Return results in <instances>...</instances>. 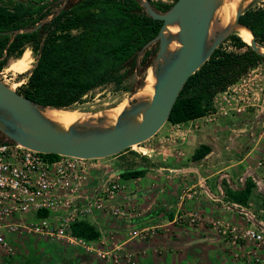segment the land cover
Here are the masks:
<instances>
[{
  "label": "crops",
  "instance_id": "0c3cea01",
  "mask_svg": "<svg viewBox=\"0 0 264 264\" xmlns=\"http://www.w3.org/2000/svg\"><path fill=\"white\" fill-rule=\"evenodd\" d=\"M260 99V93L255 92L253 104ZM262 108L251 107L241 115L226 117L217 112L181 123L175 147L182 153L173 146L171 150L163 146V136L177 126L165 123L148 140L158 151L154 153V165L147 167L143 176L122 178L126 189L112 200L128 209L129 216L116 218L99 211L87 220L98 228L100 238H108L109 245L121 244L132 251L135 264H254L243 256L246 247L231 245L218 227L225 223L241 228L264 227V166L257 164L264 156ZM202 144L210 151L192 160ZM104 159L108 158L100 160ZM115 172L93 170V185H100ZM242 210L259 225L248 220ZM186 211H197L201 220L195 224L176 223L175 218ZM145 225L160 229L147 240L130 238L132 228ZM66 253L62 255L66 261L73 258L68 264H115L73 247L70 256Z\"/></svg>",
  "mask_w": 264,
  "mask_h": 264
},
{
  "label": "trees",
  "instance_id": "16d2710c",
  "mask_svg": "<svg viewBox=\"0 0 264 264\" xmlns=\"http://www.w3.org/2000/svg\"><path fill=\"white\" fill-rule=\"evenodd\" d=\"M57 1L40 4L0 0V31L34 28L59 6ZM149 1L158 11H165L176 0L172 3ZM239 21L251 28L257 43L262 45L264 6H250ZM161 24L144 12L138 0H74L51 21L16 34L8 45L7 56L0 60V71L10 57H20L28 45L36 58L26 83L18 92L43 105L66 108L79 102L88 92L109 83L126 90L123 83L136 63L138 51L158 33ZM10 36L0 34V57ZM227 39H232L237 48L245 46L246 50L224 51L219 45L185 82L169 114V123H183L206 115L212 111V99L217 92L264 61L236 34ZM155 52L156 49H147L141 63ZM2 140L4 136L0 137ZM127 150L129 148L114 156ZM209 151L207 145H200L192 160L201 159ZM45 156L50 160L60 158L57 154ZM145 172V168H130L120 176L129 179L143 176ZM71 232L88 241L100 237L98 228L86 218L73 222Z\"/></svg>",
  "mask_w": 264,
  "mask_h": 264
},
{
  "label": "water",
  "instance_id": "95a60500",
  "mask_svg": "<svg viewBox=\"0 0 264 264\" xmlns=\"http://www.w3.org/2000/svg\"><path fill=\"white\" fill-rule=\"evenodd\" d=\"M68 1L58 0V8L34 28L0 31L11 34L0 60L7 56L16 34L51 21ZM253 1L176 0L167 10L158 11L149 0H138L149 17L162 22L158 33L137 53L138 57L151 45L156 49L148 75L151 82H143L122 107L65 123L52 114L62 108L35 102L0 79V134L4 140L43 154L81 159L111 157L148 141L168 122L187 79L228 36L247 31V44L264 58V47L257 43L251 28L239 21Z\"/></svg>",
  "mask_w": 264,
  "mask_h": 264
},
{
  "label": "built area",
  "instance_id": "2783aa9c",
  "mask_svg": "<svg viewBox=\"0 0 264 264\" xmlns=\"http://www.w3.org/2000/svg\"><path fill=\"white\" fill-rule=\"evenodd\" d=\"M9 1L51 4L55 0ZM255 92L262 96L261 104H253ZM250 106L259 110L263 107L261 110H264V61L248 69L226 89L217 92L212 99V107L217 109L213 111L212 108L206 115L217 112L219 115L240 114ZM180 124L176 123V127ZM45 155L13 141H0V254L14 253L13 244L7 237L9 234L61 242L115 264H135L134 253L121 244L109 245L105 240L96 244L97 240L88 241L71 232L73 222L87 219L99 211H106L116 218L129 216L128 209L112 203L114 197L126 189L119 175L107 178L101 187L95 188L92 172L98 170L100 159L60 156L50 160ZM257 164L264 166V156ZM245 214L248 220H254L252 215ZM200 220L197 211H186L174 221L195 224ZM159 229L157 225L132 228L129 236L147 240ZM218 231L231 245L246 247L244 258L254 264H264V228H241L225 223L219 224Z\"/></svg>",
  "mask_w": 264,
  "mask_h": 264
},
{
  "label": "rangeland",
  "instance_id": "374dc122",
  "mask_svg": "<svg viewBox=\"0 0 264 264\" xmlns=\"http://www.w3.org/2000/svg\"><path fill=\"white\" fill-rule=\"evenodd\" d=\"M72 1L74 0H69L68 2H72ZM161 1L165 2L164 0ZM252 6L253 7L264 6V0H254L252 2ZM57 8L58 7H54L53 11L56 10ZM236 36L241 37L242 40L245 41L244 36L242 37L241 34L239 35L237 33ZM222 43L220 44V48L224 51H232L239 53L246 50L245 46L241 48H237L233 43L232 39L224 40V42ZM153 46L154 45H151L149 48H153ZM262 46L264 47V41L262 42ZM25 50L29 51L31 57V62L29 64V68L27 71L23 73H17L12 70H8L9 63L15 59L13 57H10L7 60L6 65L0 71V79L17 91L21 89V86H23L26 83L27 75L31 70L36 58V56L34 55V53L32 52V50L28 45L25 47ZM141 56L142 54L136 58L135 65L132 68H130L127 73V76L123 83L127 86L126 90L122 88H117L115 84L109 83L88 92L86 95L82 97V99L79 102L62 109L65 111L74 110L73 112L77 113L76 117H83L87 115L91 116V115L100 114L105 110L115 109L118 108V106L122 107L123 105H125L127 101L130 99V95L135 91H137L138 89H140L142 83L147 80V77L149 75L150 63L154 55L148 57L144 63H141L140 61ZM261 103H262V96L260 102H258L257 104H261ZM251 107L254 106L248 107L247 110ZM241 114L243 113L221 115V116L226 117V116H236ZM177 133H180L179 135L180 137L181 136L180 127L178 128L174 127L173 131L169 129L168 134L163 136L164 137L163 139L166 142V143L163 142L164 143L163 146L170 148V150L172 149V146L175 147L176 144L178 143L177 141H179L178 140L179 138H176ZM1 136L2 135L0 134V137ZM159 147H162V145H160ZM155 148L156 147L154 146V144H150V142L148 141L138 146H133L129 148V150H127L124 154L118 155L116 159H109L110 157H107L108 159L99 160L97 162L98 170L105 174H108L112 170L114 171L116 170L115 174L111 175L110 177H116L119 175V177L121 178L120 173L126 169H130V168L146 169L147 167L154 165L155 161H152L154 160L153 158H155L154 153L158 152ZM174 149H176L180 153L183 152L181 148L175 147ZM180 155H184V153ZM128 158H131V160ZM101 184L94 185V187L95 188H98L99 186L101 187ZM8 236L10 237L9 240H11L13 244L14 253L5 256L3 254V258L0 259V264H68L73 259V258H69V260L66 261L67 259L62 256L63 253L65 254V252L67 251L69 252V254L66 253L67 256L68 255L70 256L71 253V247L64 243L54 242V241L39 239L34 237L19 238L17 236L9 235V234ZM100 237L97 239L96 244H99L101 240L103 241L105 240L104 242L109 243L108 238H100ZM55 243H59L61 245H57ZM79 249L83 250L81 248Z\"/></svg>",
  "mask_w": 264,
  "mask_h": 264
},
{
  "label": "bare ground",
  "instance_id": "6f19581e",
  "mask_svg": "<svg viewBox=\"0 0 264 264\" xmlns=\"http://www.w3.org/2000/svg\"><path fill=\"white\" fill-rule=\"evenodd\" d=\"M230 6L232 7L233 5H230ZM238 34L239 35L241 34L242 37L244 36L246 43L249 42V40H250V34L247 31L240 30L238 32ZM30 62H31L30 53H29L28 50H25L20 57L15 58L13 61H11L9 63L8 70H12V71L17 72V73H23V72H25V71L28 70ZM147 81L151 82V79H150L149 76L147 77ZM147 88H149V87H147ZM73 111L54 110V111H52V114L56 118H58L59 120H61L62 122L67 123V122H71L75 118H77L76 117V114L77 113H75Z\"/></svg>",
  "mask_w": 264,
  "mask_h": 264
}]
</instances>
